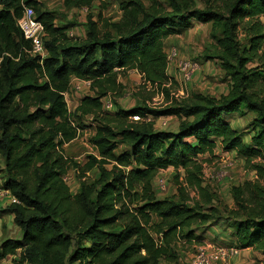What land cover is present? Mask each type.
Masks as SVG:
<instances>
[{
    "label": "trees",
    "instance_id": "16d2710c",
    "mask_svg": "<svg viewBox=\"0 0 264 264\" xmlns=\"http://www.w3.org/2000/svg\"><path fill=\"white\" fill-rule=\"evenodd\" d=\"M145 1L121 2L116 21L99 26L88 19L84 37L72 41L35 0H0L2 189L16 200L0 213L11 215L21 233L0 243V261L19 251L21 264H177L178 243L195 242L199 231L220 222L237 249L264 260V0ZM24 7L44 27L41 60L26 53L30 43L16 26ZM192 21L210 25L215 45L203 58L218 61L229 80L218 98H169L164 42ZM128 70L165 94V106L104 111L102 100L121 88L117 75ZM73 79L94 91L75 113L96 125L89 142L97 153L74 169L98 174L74 193L63 181L72 167L63 146L76 137L65 103ZM246 113L248 144L231 125L233 115ZM162 117H174L176 128L156 130L152 120ZM218 143L256 175L230 188L232 208L202 179L199 157ZM120 145L125 149L116 155ZM168 168L177 193L160 198L154 181Z\"/></svg>",
    "mask_w": 264,
    "mask_h": 264
},
{
    "label": "rangeland",
    "instance_id": "374dc122",
    "mask_svg": "<svg viewBox=\"0 0 264 264\" xmlns=\"http://www.w3.org/2000/svg\"><path fill=\"white\" fill-rule=\"evenodd\" d=\"M40 10L49 12L54 16L55 24L59 27H65V30L73 33L72 41L78 38H83L86 34V22L91 19L101 25V20L110 19L116 21L121 16L119 5L126 0H91L89 3H82L81 0H35ZM164 3V0H157ZM149 5L148 1H145ZM264 22V18H263ZM242 46L246 45V41L242 36L239 37ZM215 44L210 39V25L200 24L192 21V26L181 32L178 35L169 37L164 42V49L167 55V89L169 98L180 100L182 98H191L193 95H202L213 98H218L227 93L229 80L225 77L220 68L219 62L215 60H207L203 55L208 53L213 54L212 46ZM172 51H175V56H172ZM181 60H189L196 62L198 71L194 74L193 78L183 83L182 77L178 70V63ZM117 82L121 88L117 92L110 94L106 100L112 104V109L128 110L133 106L146 104L149 107H162L165 106L167 97L159 89L146 84L143 77L135 70L123 71L117 75ZM80 88H77V87ZM94 91L91 85H83L78 81L71 80L70 88L65 94V103L73 126L76 130V137L71 142L63 146V152L67 159L71 160L72 167L66 172L68 177L67 186L72 193L77 192L79 183L83 180L94 181L97 179L98 174L96 170L81 176L74 169V166H83L90 156H96L95 149L91 146L89 140L95 131V124L89 117H82L76 115L75 110L79 106L81 99L85 95H93ZM252 114L246 113L243 116L233 115L231 118V125L236 129L244 140L248 142L247 135L249 132V124L251 122ZM147 120H151L148 118ZM156 130H173L176 128L177 121L174 117H162L152 120ZM248 129V130H247ZM125 147L120 145L115 152L119 155ZM231 152L228 153V156ZM229 157L231 168L227 170V178L223 181L215 182L209 176L226 167L224 159L219 155H206L205 159H201L203 163V178L204 184L209 186L218 196L219 201L229 208L233 207V202L230 196V188L234 185H240L247 180H254L256 175L249 166L245 163L244 159L238 160L236 153ZM200 159V157H199ZM237 160V162H235ZM259 159H254L253 164L259 163ZM175 172H167L158 175L154 181V188L157 196L162 198L171 196L177 193L176 185L173 180ZM4 161L0 158V189L4 183ZM85 177V178H84ZM191 197L195 196L193 191L189 192ZM8 196L4 197L5 205H8ZM221 206V205H220ZM228 226V225H227ZM214 229L219 233L226 232V225L220 222ZM212 228V230H214ZM19 229L13 225V222L5 217L4 213H0V243L5 240H19ZM229 236V235H228ZM229 246V245H223ZM177 249V257L179 264H190V258L194 253V249L190 248ZM180 251V252H179ZM184 251L185 253L181 252ZM19 251L16 255L8 256V264H21L19 263ZM251 252L245 258L241 256V251L237 258H234L229 264H235L239 260H244L239 264H264V260H259L256 255ZM161 264H168L162 262Z\"/></svg>",
    "mask_w": 264,
    "mask_h": 264
},
{
    "label": "built area",
    "instance_id": "2783aa9c",
    "mask_svg": "<svg viewBox=\"0 0 264 264\" xmlns=\"http://www.w3.org/2000/svg\"><path fill=\"white\" fill-rule=\"evenodd\" d=\"M16 26L21 33L22 37L29 41L30 49L26 51V53L31 57H38L39 60L45 58L46 49L44 47L45 41V32L42 23L37 20L35 13L31 7H24L23 13L20 18L16 21ZM70 38L73 37L72 32H68L67 34ZM172 56H175V51H172ZM178 70L182 77L183 83L189 82L194 74L198 71V65L196 62H192L189 60H181L178 63ZM79 83L83 85H90L88 81H79ZM77 88H80L79 86ZM102 107L104 111H109L112 109V104L109 100L104 98L102 100ZM134 121H137L138 117L132 118ZM231 162L225 160V169L222 171L219 170L217 172L212 173L209 177L213 179L215 182L223 181L227 178V170L231 167ZM208 177L206 175L203 178ZM63 181L67 184L68 177L67 175L63 176ZM9 199V203L16 202L14 197H11L8 191L0 189V201L4 200L6 197ZM240 250L235 246H206V245H198L195 248L193 255L190 258V264H229L234 258L239 256ZM7 258H4L0 261V264H8Z\"/></svg>",
    "mask_w": 264,
    "mask_h": 264
},
{
    "label": "crops",
    "instance_id": "0c3cea01",
    "mask_svg": "<svg viewBox=\"0 0 264 264\" xmlns=\"http://www.w3.org/2000/svg\"><path fill=\"white\" fill-rule=\"evenodd\" d=\"M263 18L264 17H262L261 18V20L263 21ZM205 25V24H204ZM73 80H75V79H73ZM75 81H77V80H75ZM225 95V94H224ZM174 130V129H173ZM243 138H244V135L242 136ZM247 139H249V140H247L248 142H246L244 139H243V141H244V143H246V144H248L249 142H250V134L248 133V135H247ZM228 153L229 152H226V151H224L222 148H221V146H220V144L218 143L217 144V146H216V148L214 149V151H213V155H217V154H219L223 159H224V162H225V160H228L229 159V157L230 156H232L234 153L233 152H231L230 154H229V156H228ZM206 155H208V154H205V155H202V156H200V159H205V157L204 156H206ZM237 162V161H236ZM173 171V169L172 168H168V169H166V170H164V171H161L158 175H160V174H162V173H167V172H172ZM204 173V172H203ZM175 195V194H174ZM172 196V195H171ZM165 197H167V196H165ZM4 202H6L5 200H2V201H0V212H1V210H3L7 205H5V203ZM9 203V202H8ZM5 217L7 218V219H9L10 221H12L13 220V217L11 216V215H5ZM219 224V223H218ZM218 224H216V225H212L211 227H209V225L208 226H206V227H204V229H202V231H199L196 235L197 236H199L200 238H198V240H196L195 242H190V243H184V241H182V242H180V243H178L177 244V249H178V247H181V248H184V249H186V248H190V250L192 251L193 249H194V251H195V248L198 246V245H206V246H223V245H229V246H236L237 244H236V240H235V238L232 236V231H231V229H229V228H227L226 229V232H224V231H221V232H217L215 229H214V227L215 226H217ZM14 225V224H13ZM15 226V225H14ZM16 227V226H15ZM212 228L214 229V230H212ZM16 229H17V227H16ZM229 235V236H228ZM20 237V233H18V237H17V239ZM183 249V250H184ZM241 251V256H243L244 258L246 257V256H248L251 252L253 253L252 255H256V257L259 259V260H262V257H261V255L258 253V252H256L255 250H253V249H243V250H240ZM180 252V251H179ZM182 253H185L184 251H182L181 252V254ZM242 261H244V260H239L237 263H235V264H239L240 262H242ZM177 264H179V260H178V263Z\"/></svg>",
    "mask_w": 264,
    "mask_h": 264
}]
</instances>
